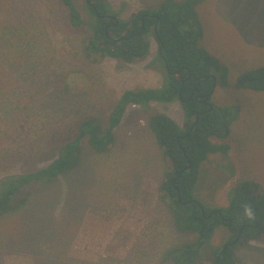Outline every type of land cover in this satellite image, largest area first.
<instances>
[{
	"label": "rangeland",
	"instance_id": "obj_1",
	"mask_svg": "<svg viewBox=\"0 0 264 264\" xmlns=\"http://www.w3.org/2000/svg\"><path fill=\"white\" fill-rule=\"evenodd\" d=\"M165 0H108L121 20L154 11ZM179 1V0H176ZM84 24H71L61 0H0V180L39 170L78 134L80 123H107L126 90L159 88L166 71L150 38L147 57L125 62L84 50L94 19L86 0H74ZM201 46L220 69L212 103L239 106L226 140L228 155H209L195 197L207 209L226 208L229 193L255 181L264 193V92L238 89L245 73L264 66V0H204L196 7ZM157 113L183 130L178 101L130 105L108 152L83 143L84 162L44 188L26 191V203L0 217V264H160L163 253L195 240L173 226L161 190L170 161L162 156L149 119ZM232 238L219 226L197 264H213ZM237 264H264V236L234 248Z\"/></svg>",
	"mask_w": 264,
	"mask_h": 264
},
{
	"label": "trees",
	"instance_id": "obj_2",
	"mask_svg": "<svg viewBox=\"0 0 264 264\" xmlns=\"http://www.w3.org/2000/svg\"><path fill=\"white\" fill-rule=\"evenodd\" d=\"M61 1L69 9L71 24L82 26L84 21L74 0ZM202 1L165 0L154 11H140L128 20H121L108 0H86L94 19L92 37L84 45L87 55L99 54L128 63L142 60L149 55L150 38L154 37L166 71L165 82L159 88L124 91L107 123L96 117L84 119L77 136L66 143L50 164L0 180V217L24 205L27 201L24 193L29 189L44 188L75 172L84 162V142L96 155L108 152L115 142L114 131L130 105L147 107L153 102L178 101L188 121L186 129L162 113L154 114L148 126L162 156L171 163L161 190L169 199L167 207L173 226L180 234L195 235V240L166 250L160 264H197L201 248L219 226L227 228L232 238L216 251L213 264H237L234 248L264 236V193L255 181H242L234 187L226 208L207 209L194 195L201 166L208 156L230 152L229 144L214 140L229 137L231 124L240 111L239 106L218 107L212 103L218 83L213 68L220 69L222 81L227 78L228 68L201 46L203 29L197 20L196 7ZM102 16H115L119 22L115 24L111 18ZM236 87L264 92V66L243 74Z\"/></svg>",
	"mask_w": 264,
	"mask_h": 264
},
{
	"label": "water",
	"instance_id": "obj_3",
	"mask_svg": "<svg viewBox=\"0 0 264 264\" xmlns=\"http://www.w3.org/2000/svg\"><path fill=\"white\" fill-rule=\"evenodd\" d=\"M102 18H111V19H113L114 21H115V24H118V19L115 17V16H102ZM155 34H157V30L155 29ZM213 78V80H214V82L216 81V78L213 76L212 77ZM211 109H212V107H211ZM198 117V116H197ZM198 120V119H197ZM197 120L195 121V123L193 124V126H192V128H191V130H190V132L193 130V128L195 127V125L197 124ZM190 132L185 136V137H187L189 134H190ZM183 154L184 155H186V152L185 151H183ZM189 167H190V164H189ZM180 176V175H179ZM178 176V177H179ZM180 200V199H179ZM202 212H204V211H202ZM219 258H220V256H219ZM218 258V259H219Z\"/></svg>",
	"mask_w": 264,
	"mask_h": 264
},
{
	"label": "flooded vegetation",
	"instance_id": "obj_4",
	"mask_svg": "<svg viewBox=\"0 0 264 264\" xmlns=\"http://www.w3.org/2000/svg\"><path fill=\"white\" fill-rule=\"evenodd\" d=\"M95 12L97 13V10H95ZM113 20V19H112Z\"/></svg>",
	"mask_w": 264,
	"mask_h": 264
},
{
	"label": "built area",
	"instance_id": "obj_5",
	"mask_svg": "<svg viewBox=\"0 0 264 264\" xmlns=\"http://www.w3.org/2000/svg\"><path fill=\"white\" fill-rule=\"evenodd\" d=\"M134 107H136V105H134Z\"/></svg>",
	"mask_w": 264,
	"mask_h": 264
},
{
	"label": "crops",
	"instance_id": "obj_6",
	"mask_svg": "<svg viewBox=\"0 0 264 264\" xmlns=\"http://www.w3.org/2000/svg\"><path fill=\"white\" fill-rule=\"evenodd\" d=\"M24 264H26V263L24 262Z\"/></svg>",
	"mask_w": 264,
	"mask_h": 264
}]
</instances>
